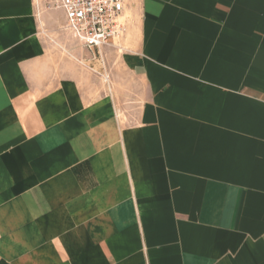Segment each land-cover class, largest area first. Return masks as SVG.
<instances>
[{"label": "crops", "instance_id": "obj_1", "mask_svg": "<svg viewBox=\"0 0 264 264\" xmlns=\"http://www.w3.org/2000/svg\"><path fill=\"white\" fill-rule=\"evenodd\" d=\"M128 10L122 117L0 0V264H264V0Z\"/></svg>", "mask_w": 264, "mask_h": 264}, {"label": "rangeland", "instance_id": "obj_2", "mask_svg": "<svg viewBox=\"0 0 264 264\" xmlns=\"http://www.w3.org/2000/svg\"><path fill=\"white\" fill-rule=\"evenodd\" d=\"M126 16L129 21L132 17L130 10L127 11ZM64 25L65 17L62 11H59L50 22L45 21L44 25L42 23L41 31L46 36L53 54L57 57V64L64 65V68L68 70L78 69L85 87L95 95L106 92L115 96L122 106V117H124V111L136 108L137 104L142 101V95L132 86L134 80L122 68L121 46L123 44L121 40L99 49H89L69 30H66ZM55 39L63 41L68 46H63L62 50ZM72 49L81 61L70 56ZM105 75L109 77L108 81L104 80Z\"/></svg>", "mask_w": 264, "mask_h": 264}, {"label": "built area", "instance_id": "obj_3", "mask_svg": "<svg viewBox=\"0 0 264 264\" xmlns=\"http://www.w3.org/2000/svg\"><path fill=\"white\" fill-rule=\"evenodd\" d=\"M49 10H60L64 28L86 48H101L121 40L128 29L126 0H43Z\"/></svg>", "mask_w": 264, "mask_h": 264}, {"label": "bare ground", "instance_id": "obj_4", "mask_svg": "<svg viewBox=\"0 0 264 264\" xmlns=\"http://www.w3.org/2000/svg\"><path fill=\"white\" fill-rule=\"evenodd\" d=\"M38 1H40V0H38ZM106 80H108V76L106 75Z\"/></svg>", "mask_w": 264, "mask_h": 264}]
</instances>
